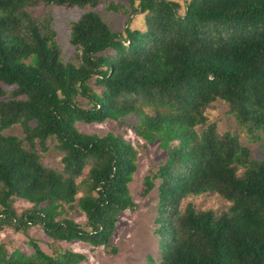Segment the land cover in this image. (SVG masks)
<instances>
[{
	"label": "trees",
	"instance_id": "trees-1",
	"mask_svg": "<svg viewBox=\"0 0 264 264\" xmlns=\"http://www.w3.org/2000/svg\"><path fill=\"white\" fill-rule=\"evenodd\" d=\"M103 0H0V234L40 225L53 243L109 247L121 214L134 209L128 185L139 152L121 135L81 133L77 123L133 117L145 143L167 158L158 180L156 234L161 261L146 264H264V159L236 135H220L205 110L222 101L255 141L264 138V0H122L145 16V31H111L93 10L70 26L83 62H63L51 17L31 9L95 8ZM78 58V57H77ZM93 82V85H91ZM19 126L23 136L4 131ZM61 170L44 166L48 141ZM89 167L85 178L78 180ZM216 193L227 210L182 202ZM17 200L31 207L21 214ZM83 214V225L67 210ZM33 253L0 243V264H81L71 250Z\"/></svg>",
	"mask_w": 264,
	"mask_h": 264
},
{
	"label": "rangeland",
	"instance_id": "rangeland-1",
	"mask_svg": "<svg viewBox=\"0 0 264 264\" xmlns=\"http://www.w3.org/2000/svg\"><path fill=\"white\" fill-rule=\"evenodd\" d=\"M181 5V13L184 12L185 3L189 0H171ZM138 7L128 4L122 0H103L95 8H65L56 5L39 6L30 10L34 18H42L46 15L51 17V28L56 32V43L61 51L63 62L79 64L83 59L70 45V26L80 16L90 10L98 13L106 22L112 32H123L126 26L133 30L145 31V16L140 12L134 13ZM78 57V58H77ZM93 85V82H91ZM205 115L210 123L217 126L220 135L231 133L238 137L241 145L250 149L252 157L256 160L264 159V138L262 141H255L247 131L239 127L231 113L227 103L218 101L205 110ZM136 124L133 117L121 121L108 120L102 124L77 123V129L84 134L105 136L107 134L121 135L130 142L139 152L137 170L133 174L132 182L128 185L130 195L135 203L134 209L125 210L116 224L115 232L110 240V246L94 248L82 242H58L46 236L40 225H35L27 231H17L13 228H6L0 234V243L4 244L9 251L19 250L31 255L33 253L29 245V238L47 254L58 250H71L86 256V261L81 264H146L147 258L152 257L157 263L161 261L159 249V237L156 234L159 181H154L153 190L145 195L143 182L146 175L155 173L166 158V151L162 150L159 142L145 143L137 137L132 127ZM6 135L22 137L23 133L19 126H14L6 131ZM41 163L49 168L61 170L62 154L56 149V142L53 139L48 141V150L41 152ZM87 167L78 182L85 178L88 173ZM191 203L197 210H212L219 214L228 209L230 203L216 193H207L201 196H193L184 200L180 206L183 210ZM31 205L25 200H17L15 208L18 214L29 209ZM67 217L76 223L84 224L85 219L82 213L76 208L67 210Z\"/></svg>",
	"mask_w": 264,
	"mask_h": 264
}]
</instances>
